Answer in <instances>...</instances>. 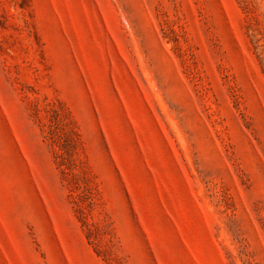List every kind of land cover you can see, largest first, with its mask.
<instances>
[{
	"label": "rangeland",
	"instance_id": "374dc122",
	"mask_svg": "<svg viewBox=\"0 0 264 264\" xmlns=\"http://www.w3.org/2000/svg\"><path fill=\"white\" fill-rule=\"evenodd\" d=\"M0 264H264V0H0Z\"/></svg>",
	"mask_w": 264,
	"mask_h": 264
}]
</instances>
